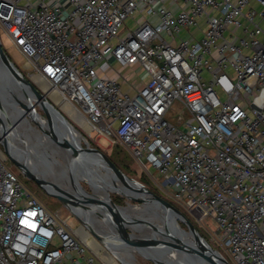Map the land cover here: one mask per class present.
Instances as JSON below:
<instances>
[{
    "label": "built area",
    "instance_id": "obj_1",
    "mask_svg": "<svg viewBox=\"0 0 264 264\" xmlns=\"http://www.w3.org/2000/svg\"><path fill=\"white\" fill-rule=\"evenodd\" d=\"M1 33L90 135L158 172L199 223L214 220L231 264H264V0H0ZM134 66L148 78L124 75L126 90L110 72ZM3 155L0 264H109Z\"/></svg>",
    "mask_w": 264,
    "mask_h": 264
},
{
    "label": "bare ground",
    "instance_id": "obj_2",
    "mask_svg": "<svg viewBox=\"0 0 264 264\" xmlns=\"http://www.w3.org/2000/svg\"><path fill=\"white\" fill-rule=\"evenodd\" d=\"M34 80L39 85H41L44 90H50L49 84L44 80L40 79L39 77H34ZM15 94L19 96L24 103L30 106V109L26 110V116H29L39 128H44L46 132L43 131L44 134L36 133L35 130L31 128L30 123L24 120L25 114L21 107H17V110H13L11 107L12 102L9 99H3L0 97L3 109L8 110L7 112H4L3 109H0V137L7 139L13 156L19 159V161L22 163L26 164L32 172L34 171L40 177L59 185L61 188L78 197L89 195L111 204V201L107 200L103 191H106L107 193H119L128 199L133 198L135 193L139 192L142 194L141 197L144 200H148L149 205L154 206L155 203H153L154 201L150 195L141 193L137 186L133 185L128 187L119 177L113 173L111 169L106 167L102 162H98V158H96L94 155L91 157L92 162L81 160L80 157H75L72 150L68 148H58V145H56L50 138L49 141L47 137L48 134L56 132V134H60L59 139L63 141H69L76 147L78 145L83 146L80 141L82 138L80 132L76 130L71 131L68 127H65L63 121L54 115L55 113L53 114L52 110L51 116L58 130H56L55 126H49V123L40 115L38 110H33L36 108L35 106L39 104V100H37L34 96L31 100H27L20 89H17ZM51 95L54 97L55 101H63L60 99L57 92L53 91ZM31 101H34V104H32ZM63 102L66 103V109L71 110V112L78 111L71 103L66 101ZM75 117H77L78 122L87 123V129L89 131L91 130V125L86 121V119L82 118L79 113H77ZM24 130L29 131V135L26 132L24 133ZM39 146L45 148L44 154L40 152ZM47 152H50V155ZM48 158H53V162L48 161ZM53 164L55 165L53 166ZM99 165H102V167L106 169H103ZM73 168L78 171L82 170L84 172L86 178L88 179L89 185L93 190V193H89L84 190L83 187L77 183V181L70 182L68 175L69 173L71 174V169ZM64 178L65 181L63 180ZM83 210L85 212L83 217H86V219L89 220V226L92 229L95 228L99 234L106 236L111 240L101 242L99 240L96 241L91 239L88 241L87 238L91 233L84 227L78 228L79 230L77 229V233L81 235L85 241L87 240L88 244L94 248L97 253H99V250L102 249V246L108 247H104L106 252L103 254L104 257H102L106 259L109 264H118V261H116L118 260L117 257L120 258L119 260H121L124 264H138L136 258L138 254L143 255L146 258L155 259L157 264H185L180 259H177L178 256L174 257L170 252L166 253L164 251L158 250L144 251L136 247L121 246L118 242H116L118 237H113V232L116 229V223L108 209H105L99 205L89 204V208ZM119 210L122 213H127V219L129 220L122 221V228H131L136 231L144 229V221H151L152 223H155L153 218L135 214L136 211L137 213L141 212V209H138L135 206L120 207ZM133 213L135 215H133ZM163 213L164 212H162V209L158 210L159 216H164ZM136 220L140 222L138 225ZM162 221H164L166 224L164 218ZM149 228L151 229L150 232L145 231L149 237L155 236L159 239H170V234H173L174 236L180 237L182 240H186L194 244L192 234L188 232L187 236L183 235L180 227L177 225L173 217L169 220V226L168 224L165 227L159 226L158 233L156 234L153 233L154 231L151 227ZM160 232L164 238L160 237ZM109 248L112 250V253L110 250H107Z\"/></svg>",
    "mask_w": 264,
    "mask_h": 264
},
{
    "label": "water",
    "instance_id": "obj_3",
    "mask_svg": "<svg viewBox=\"0 0 264 264\" xmlns=\"http://www.w3.org/2000/svg\"><path fill=\"white\" fill-rule=\"evenodd\" d=\"M20 89L22 94L27 100H31L34 96L37 100H39L40 107L43 109L46 118L48 119L49 126L56 128V124L52 119V113L59 117L65 127H68L71 131L76 130L80 132L74 124L63 114L60 108H58L55 103L51 102L48 98L47 94L42 91L36 83L12 61L6 50L3 48L2 41L0 39V97L9 99L11 103V107L13 110H17L18 108H24L26 110L30 109V106L24 103L19 96L15 94L16 90ZM0 109H3L2 102L0 101ZM34 108L33 110H35ZM4 110V109H3ZM8 110H4V112ZM42 131L46 132L44 128L40 127ZM56 130H58L56 128ZM23 132V131H22ZM28 133L29 131H25L24 133ZM81 134V133H80ZM24 135V134H23ZM81 136L86 140V146H75L71 144L69 141H63L60 138V134H56V132L49 133L47 137H49L58 148H68L72 150L75 157H80L81 160H87L92 162L91 157L96 152L95 149L91 148L88 139L86 136ZM23 140V139H22ZM0 143L3 145L5 153L8 157L14 162L16 166H18L21 171L35 183L44 188L50 195L54 196L58 199L63 205H65L80 221L83 222V225L87 228L91 229L92 233L99 241L104 242L106 240H111L106 236H103L93 230L89 224L86 222V217H83L85 213L83 209H88L90 205H99L105 209H108L113 216V220L116 223V229L113 232V237L117 236L116 239L121 246H130L136 247L138 249L148 251V250H158L164 251L166 253H171L177 259H180L185 264H231L216 248H214L209 241L202 235V233L198 230L195 224L187 218V216L175 205H173L168 200L164 199L160 195L156 194L152 190L146 187L145 184L140 182L139 180L131 177L126 174L119 167H116L108 158L103 157L104 161L107 163L109 169L113 171V173L119 177L128 187L129 186H137L141 193L148 194L153 199V205L146 204L142 205L141 209L146 212H151L154 216L159 217L161 220L164 218L166 224L164 223V227L169 226L170 218H174L177 225L180 227L183 235L187 236V233L192 234L194 244L182 240L180 237L174 236L170 234V239H159L155 236L153 237H138L129 233L127 228H122V221L128 220L127 213H122L119 208L125 207L123 205L117 204L113 200H111V204L94 198L92 196L86 195L84 197H78L69 191L61 188L59 185L49 182L46 179L37 175L34 171L32 172L26 164L19 161V159L15 158L9 148L7 139L0 137ZM39 143V142H38ZM40 147V146H39ZM44 154V153H43ZM68 178L70 182H76L75 178L72 174L69 173ZM139 200V199H138ZM128 206V205H127ZM135 206V205H132ZM162 209L164 212V216H159L158 210ZM186 224V228L182 227L180 222ZM129 221V220H128ZM135 221V220H134ZM137 225L140 223L136 220ZM145 226H149L154 231L153 233H158L159 226L156 223H152L151 221H144ZM115 239V238H112ZM154 260L156 263L157 261Z\"/></svg>",
    "mask_w": 264,
    "mask_h": 264
},
{
    "label": "rangeland",
    "instance_id": "obj_4",
    "mask_svg": "<svg viewBox=\"0 0 264 264\" xmlns=\"http://www.w3.org/2000/svg\"><path fill=\"white\" fill-rule=\"evenodd\" d=\"M135 24V16H131L126 22H125V30L131 29ZM2 34V33H1ZM183 35L185 36L186 33L184 32ZM1 41L3 44V48L6 50L10 58L12 59L13 62L26 74V76H30L34 71L32 69L26 68V62L27 58L23 56L22 54L19 53L15 45L11 42V40L6 36V34L1 35ZM127 76L130 77V80L134 86H139L141 84L140 79L137 77L138 75L142 79H147L148 75L146 71H142L141 69H137V66H134L133 68H127ZM137 78H135V77ZM140 83V84H139ZM45 93L47 94L48 98L51 100V102L55 103V105L61 109L63 114L74 124V126L80 131V133L84 136L87 137L88 142L91 146V148L95 149L96 152H94V156L98 158V162H102L106 167H108L107 163L104 161L103 157L105 156L108 158L116 167H119L121 170H123L126 174L130 175L131 177L139 180L143 184L146 185L147 188L155 192L156 194L160 195L164 199L168 200L171 202L173 205H175L177 208H179L190 220L192 219V222L195 224V226L198 228V230L202 233V235L209 241V243L214 247L217 248V245L214 241H212V234L214 231L217 229L216 228V223L212 218H207L205 221V225L199 223L197 221V218L195 216H192L188 211L182 207L179 203L174 201V199L171 197V191L170 190H175V188L171 185L164 186L163 185V180L162 176L156 172L152 171L153 174L148 173L138 162H136L129 151L123 147L122 145L118 144H113L111 141L106 138L105 136H100L97 134V132H93L90 135V131L87 129L85 122H78L77 117L75 115L79 113L78 111H72L69 109H66V103L63 101H55L54 97L51 95L52 91L51 90H44L41 85L39 86ZM132 92V90L130 91ZM34 104V101L32 102ZM36 110L40 113V115L45 118V120L48 122V119L46 118V115L44 111L41 109L39 105H36ZM22 111L25 114L24 120H26L28 123H30L31 128L35 130L36 133L39 134H44L41 128L35 124L34 121L31 120L29 116H26V109L21 108ZM74 113V114H73ZM49 123V122H48ZM39 130V131H38ZM49 139V137H48ZM50 141V139H49ZM81 144L83 146L87 145L86 140L82 137L80 139ZM0 149L3 152V156H5L6 160V165L7 167L12 170L14 173H16L19 178L22 180V182L32 191V193L36 196L37 199H39L44 206L56 217L58 211L61 212L60 217H58L59 220H65L68 216L70 217V223L73 225V230H76L80 227H84L87 231H90L92 233L91 229L87 228L86 226H82L83 222L80 221L65 205H63L58 199H56L54 196L50 195L44 188H42L40 185L35 183L33 180L29 179L22 171L21 169L14 164V162L8 157V155L5 153L3 145L0 143ZM39 150L41 153L45 152L44 147H39ZM50 155V152H47ZM52 156V155H51ZM53 158H48V161H52ZM53 162V161H52ZM55 164H53L54 166ZM102 167V165H99ZM58 167V166H57ZM147 168V165L145 166ZM103 169H106L102 167ZM109 168V167H108ZM148 169V168H147ZM149 170V169H148ZM150 171V170H149ZM71 174L77 181L81 187H83L84 190H86L89 193H93L92 188L89 185L88 179L86 178L84 172L82 170L78 171L76 169H71ZM65 181V178L63 179ZM105 197L107 200L111 201L113 200L117 204L123 205V206H132L135 205L136 208L141 209V206L146 204V202L149 204L148 200L146 199L145 201L142 199L141 195L139 192H136L134 197L131 199H128L127 197L119 194V193H107L106 191H103ZM139 199V200H138ZM135 214L142 215L144 217H149L153 218L154 222L157 223L159 226H164V221H162L159 217H156L152 215L151 212H146L141 209V212ZM133 213V215H135ZM148 220V219H147ZM86 222L88 224L89 220L86 219ZM180 224L183 226L187 227L185 223L180 221ZM79 230V229H78ZM95 230V228L93 229ZM129 233L133 235H137L138 237H149L148 234L145 233V231L150 232L151 229L149 226H145L144 229L140 230H133L131 228H127ZM96 231V230H95ZM79 232V231H78ZM97 232V231H96ZM81 234V233H80ZM161 238H164L161 234L159 233ZM79 235V234H78ZM92 235H94L92 233ZM81 239L82 236L79 235ZM93 236L89 235L87 240H91ZM91 238V239H90ZM96 240V239H92ZM97 241V240H96ZM101 245V244H100ZM102 246V245H101ZM105 247V246H104ZM102 246V249L99 250V253L103 254L106 252L105 247ZM90 253V252H89ZM104 257V256H103ZM137 262L138 264H157L154 260L150 258H146L143 255H137ZM119 264H124L123 262L118 261Z\"/></svg>",
    "mask_w": 264,
    "mask_h": 264
},
{
    "label": "crops",
    "instance_id": "obj_5",
    "mask_svg": "<svg viewBox=\"0 0 264 264\" xmlns=\"http://www.w3.org/2000/svg\"><path fill=\"white\" fill-rule=\"evenodd\" d=\"M115 69H116L115 72H110L111 76H113V77H115L116 79H118V81L121 82V84H122V86H123L124 89H126V90H130V85L127 84L126 82H124V81L122 80V77H123L124 75L128 74V73L126 72V70H123V69H121V68H115Z\"/></svg>",
    "mask_w": 264,
    "mask_h": 264
},
{
    "label": "trees",
    "instance_id": "obj_6",
    "mask_svg": "<svg viewBox=\"0 0 264 264\" xmlns=\"http://www.w3.org/2000/svg\"><path fill=\"white\" fill-rule=\"evenodd\" d=\"M118 145H119V144H118ZM190 220L192 221V219H190ZM181 226H182V227H184V228H186V227H185V226H183L182 224H181Z\"/></svg>",
    "mask_w": 264,
    "mask_h": 264
}]
</instances>
